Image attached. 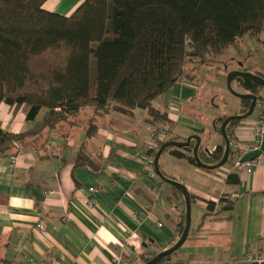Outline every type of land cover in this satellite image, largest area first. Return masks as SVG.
Wrapping results in <instances>:
<instances>
[{
    "label": "crops",
    "instance_id": "0c3cea01",
    "mask_svg": "<svg viewBox=\"0 0 264 264\" xmlns=\"http://www.w3.org/2000/svg\"><path fill=\"white\" fill-rule=\"evenodd\" d=\"M83 1L47 0L42 9L69 16ZM240 55V68L264 76V56L261 62L250 63ZM202 86L194 81L177 83L154 101L170 125L151 124L141 110L130 117L111 113L95 117L89 135L92 110L84 109L75 125L63 124L46 140L2 156L0 264H113L119 254L127 264H140L144 254H157L176 243L184 197L158 177L149 179L133 155L145 149L150 130L159 127L169 129L176 142L198 136L205 151L220 145L216 121L242 108L236 105L226 113L222 99L224 109L206 119L200 106L207 111L218 109L212 101L219 96L215 94L219 84L207 100ZM235 89L240 91V87ZM257 114L255 108L234 129L232 159L239 155L238 147L252 141ZM30 128L24 108L14 112L0 102L1 130L20 134ZM80 153L91 165H76ZM11 156H15L14 163L9 161ZM231 161L209 171L174 157L170 150L161 154L158 167L163 176L181 183L193 196L188 237L171 263L240 264L245 255L264 259V160L251 175L231 172ZM229 175L237 176V184L231 183ZM89 188L95 192L89 193ZM87 198L94 203L92 209L84 204ZM222 198L233 201L231 210L217 212ZM207 201L216 204L214 211H208ZM38 223L46 231H39Z\"/></svg>",
    "mask_w": 264,
    "mask_h": 264
},
{
    "label": "trees",
    "instance_id": "16d2710c",
    "mask_svg": "<svg viewBox=\"0 0 264 264\" xmlns=\"http://www.w3.org/2000/svg\"><path fill=\"white\" fill-rule=\"evenodd\" d=\"M46 1L0 0V102L14 112L24 108L31 123L20 134L0 129V158L46 140L63 124L75 125L84 109L92 110L89 135L93 119L111 113L130 117L141 110L151 124L170 125L166 114L153 106L158 97L177 83L195 81L201 67L217 63L231 49L240 55L243 37L260 40L264 34V0H84L69 16L45 11ZM236 69L248 72L239 63ZM233 83H238V92L264 100V88L257 84L243 79ZM239 104L242 109L233 115L245 114L250 100ZM227 117L216 121L218 128ZM239 122L226 126L230 143ZM158 130L167 139L148 152L153 159L164 143L177 141L169 129ZM193 144L164 152L170 150L196 167ZM224 151L222 139L210 154L199 148L198 157L215 165ZM233 153L230 148L229 160ZM86 158L80 153L76 165H91ZM228 179L238 182L236 175ZM218 203L217 212L233 208L230 199ZM215 206L207 201L208 211ZM184 224L185 209L178 239ZM157 254H144L140 264ZM175 255L158 264H186L171 263Z\"/></svg>",
    "mask_w": 264,
    "mask_h": 264
},
{
    "label": "water",
    "instance_id": "95a60500",
    "mask_svg": "<svg viewBox=\"0 0 264 264\" xmlns=\"http://www.w3.org/2000/svg\"><path fill=\"white\" fill-rule=\"evenodd\" d=\"M236 79L249 80V81L257 84L258 86L264 88V79L258 75H254V74H251L250 72H242V71H231L227 74V77H226V89H227V91L236 99L250 100V105H249V108L245 114L228 116L221 123V125L219 127V131H220L221 137L225 143V151H224L223 157L219 161V163H217L215 165H206L199 159L198 150L200 148L201 140L196 135H191L190 137H188L183 142L168 141V142L164 143L160 147V149L157 151V153L153 159V168H154V172H155L156 176L162 182H165V183L171 185L172 187H174L175 189H177L184 197L185 224H184V229H183L181 236L179 237V239L176 241V243L173 246H171L170 248L158 253L151 260H149L148 262H146L144 264H158L164 257H167V256L177 252L182 247L184 242L186 241V239L188 237L189 230H190V225H191V197H190L188 191L186 190V188L184 187V185H182L181 183H179L177 181L168 179V178L163 176V174L160 172L159 167H158L159 158L165 149H168V148H176V149L187 148L194 141V145L192 148L191 155L193 157L195 165L198 168L203 169V170L212 171V170H217V169L225 166V164L228 161L229 154H230V141L228 140V137L226 135V130H225L226 126L231 121H234V120L242 121V120L249 118L253 114L254 109L256 107V102H257V97L255 95L240 93V92L235 91L233 89L232 83ZM263 150H264V137H263L260 149L258 151L249 152V153L245 154L242 157V161H249V160H253V159L257 158ZM206 152L208 154H210L209 151H206Z\"/></svg>",
    "mask_w": 264,
    "mask_h": 264
},
{
    "label": "built area",
    "instance_id": "2783aa9c",
    "mask_svg": "<svg viewBox=\"0 0 264 264\" xmlns=\"http://www.w3.org/2000/svg\"><path fill=\"white\" fill-rule=\"evenodd\" d=\"M256 109H258L257 119L253 125L252 131V141L249 144L238 147V156L230 162L229 170L231 172L240 174L245 173L247 175H251L254 169L258 166V163L264 160V150L260 153V155L249 161H242V157L249 153L258 151L262 144V140L264 137V100L256 102ZM167 139V134L165 131L158 129H151L149 133V140L144 150L136 151L133 155L134 159L144 166V170L146 171V176L151 180H156L157 176L154 172L153 168V158L148 153L149 151H153L156 149L159 143H163ZM10 163L15 162V156H11L9 158ZM89 193H94V188L88 189ZM86 207L92 209L94 207V203L91 198H87L84 201ZM37 229L39 231H46L43 224L38 223ZM264 259L255 255H245L241 258L240 264H263ZM113 264H127L122 254H119L114 260Z\"/></svg>",
    "mask_w": 264,
    "mask_h": 264
},
{
    "label": "rangeland",
    "instance_id": "374dc122",
    "mask_svg": "<svg viewBox=\"0 0 264 264\" xmlns=\"http://www.w3.org/2000/svg\"><path fill=\"white\" fill-rule=\"evenodd\" d=\"M239 48H240V53H242V55L244 56V60L248 59V62L250 63L253 62L258 63L261 57L264 56V34L260 37V40H255V39L253 40L246 36L243 37L240 42ZM258 57L260 58L258 59ZM240 60H242V56L236 54L235 49H231L228 52L227 56L218 59L217 63L203 66L198 70V73L196 74V80L194 81V83H196L198 87H200V84H203V86L201 87V92L208 93L207 96H203L205 97V100L209 98V94H212L211 92H213L212 91L213 86L217 87V84H219V88H218L219 91L217 88H214L217 89V91H215V94L217 93L219 94V96L217 97L212 96L214 100L217 99L216 102L214 100L212 102L215 103L217 106H219L218 109H208L209 111H207L202 106H200V111L206 114L205 116L206 119L210 120L212 116H215L216 113L224 109L223 105H221L222 99L224 100V103L226 101V106L224 110L226 113H230L234 111L236 105L237 106L240 105L239 100H234L235 98H233L226 90L227 74L230 71H232V69L237 68V64L240 63L239 62ZM250 73L256 75L258 71L251 69ZM232 87L234 90H236L235 88L239 89L238 85L236 86L234 85ZM226 99H229V101ZM203 123L205 124V126L209 125L208 121H203Z\"/></svg>",
    "mask_w": 264,
    "mask_h": 264
}]
</instances>
